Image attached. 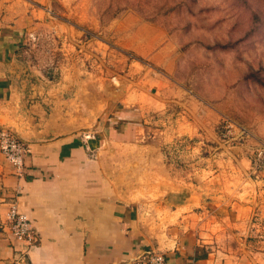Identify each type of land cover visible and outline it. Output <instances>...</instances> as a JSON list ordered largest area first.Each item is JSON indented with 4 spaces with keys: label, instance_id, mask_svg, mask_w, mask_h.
I'll list each match as a JSON object with an SVG mask.
<instances>
[{
    "label": "crops",
    "instance_id": "1",
    "mask_svg": "<svg viewBox=\"0 0 264 264\" xmlns=\"http://www.w3.org/2000/svg\"><path fill=\"white\" fill-rule=\"evenodd\" d=\"M52 15L49 0H0V128L28 146L22 175L0 152V264H12L23 250L11 246L5 231L13 203L38 239L25 264H141L149 250L161 251L166 264H258L247 253L261 257L262 248H241L233 263L216 248L228 247L218 239L223 234L240 237L259 228L253 222L264 188L251 178L250 143L223 146L219 122L199 123L198 103L186 99L174 101V114L170 101L158 102L159 143L153 145L150 91L143 93V124L135 134L138 114L129 94L103 102L97 80L92 91L89 80L67 79L71 69L64 68L59 81L40 65L27 67L21 59L26 37L54 24ZM78 74L97 75L87 68ZM140 139L138 148L129 146ZM205 141L211 146H199ZM168 146L173 154L163 149ZM187 152L190 164L178 159ZM136 155L142 156L141 177ZM188 166H199L205 181L184 174ZM141 191L157 198L147 201ZM170 219L178 224L171 227Z\"/></svg>",
    "mask_w": 264,
    "mask_h": 264
},
{
    "label": "rangeland",
    "instance_id": "2",
    "mask_svg": "<svg viewBox=\"0 0 264 264\" xmlns=\"http://www.w3.org/2000/svg\"><path fill=\"white\" fill-rule=\"evenodd\" d=\"M49 4L54 24L27 35L21 58L27 67L40 65L59 81L64 68L71 69L67 79L89 80L92 91L97 80L103 102L112 95L121 101L129 94L130 109L138 114L133 120L135 134L143 124V93L150 91L152 122L157 123L150 129L153 145L159 143L158 137L154 140L155 133L159 135L154 131L159 128L158 102L170 101V114H174L179 105L174 101L186 99L198 103L199 123L219 122L220 136L224 121L246 131L244 140L232 134L223 146L250 143L252 157L253 148L264 143V0H49ZM80 68L97 75L79 77ZM153 104L157 105L154 112ZM141 144L140 139L129 146ZM193 146L211 145L205 141ZM163 149L174 153V146ZM172 154L168 157L175 159ZM188 154L178 159L190 164ZM142 165V156L136 155L134 166L140 177ZM186 168L184 174L196 182L205 181L199 166ZM137 180L143 185L141 178ZM257 181L264 188V179ZM142 195L147 201L157 198ZM249 195L247 191L242 198ZM262 196L260 215L253 222L259 228L240 237H218L222 246H228L216 247L222 251L220 259L225 261L229 255L233 263L243 247L264 249V192ZM167 223L173 227L178 221ZM214 225L210 222V227ZM160 230L164 234L168 229ZM247 255L264 264V256Z\"/></svg>",
    "mask_w": 264,
    "mask_h": 264
},
{
    "label": "built area",
    "instance_id": "3",
    "mask_svg": "<svg viewBox=\"0 0 264 264\" xmlns=\"http://www.w3.org/2000/svg\"><path fill=\"white\" fill-rule=\"evenodd\" d=\"M222 128L224 138H229L233 134L234 139L244 140L246 131L229 121H224ZM0 152L6 160L13 166L15 171L22 175L25 167V156L28 153V146L9 128H0ZM251 157V176L259 180L264 179V143H259L253 148ZM6 233L12 247L15 243L22 245L23 250H16V255L12 264H25L29 258V251L36 247L38 239L33 230L30 219L18 209L17 203L10 206L7 215ZM141 264H166L165 255L161 251L149 250L142 255Z\"/></svg>",
    "mask_w": 264,
    "mask_h": 264
}]
</instances>
